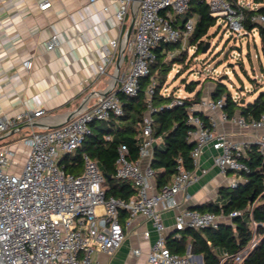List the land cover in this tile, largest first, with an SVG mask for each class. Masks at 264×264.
Here are the masks:
<instances>
[{"label": "built area", "instance_id": "1", "mask_svg": "<svg viewBox=\"0 0 264 264\" xmlns=\"http://www.w3.org/2000/svg\"><path fill=\"white\" fill-rule=\"evenodd\" d=\"M95 0H91L93 2ZM117 4L113 12L114 18L122 22L136 4L131 35L127 52L130 54L129 64L124 72H117L116 84L106 94L97 95L89 107H83L71 114L66 120L54 127L33 130L21 139L29 147L24 165L19 172L10 170L15 166L13 161L16 149L9 145H0V264H95L91 258L94 250L111 253L117 249L124 239L125 227L135 215H142L148 220L157 234L147 253V264H201L194 255L187 252L178 254L171 251L165 243L162 210L175 209L173 228L175 232L186 227H216L220 221L230 220L231 216L240 214L235 210L228 215L213 212H200L191 208L178 209L176 195L197 179L194 173L197 159L202 149L213 142L220 149L214 156V163L219 170H247L240 159L245 149L231 141L224 133L202 125L201 119L191 113L195 106L214 110L220 108L223 98L205 99L189 110L188 122L195 126L191 133L195 145L191 150L193 168L179 167L169 183L156 189L154 174L149 162L141 165L143 158L150 159L154 138L151 134L152 111L151 97L154 82L145 88L146 113L142 119V134L136 160L128 159V148L121 143L117 147L115 159V176L131 180L135 194L128 200L106 197L102 182L104 177L96 162L87 154H82L83 168L79 174L65 172L59 159L73 151L82 141L93 121L105 120L111 115L122 113L121 100L116 89L129 96H135L140 87V79L149 73V63L153 60L152 48L160 42H181L191 35L195 19L190 17L180 27L174 24L176 14H183L189 0H110ZM208 6L211 14L221 15L226 26L235 32L242 29L244 18L242 11L233 6L229 0H201ZM137 2V3H136ZM236 3L249 6V2L237 0ZM49 0H40L38 7H49ZM107 11L108 7L103 6ZM264 26V17H252ZM124 43V42H123ZM60 45L56 34L47 40V47L52 49ZM117 40L110 39L104 49L103 63L97 64V72L103 73L105 65L111 59L109 48L116 47ZM29 60L22 65L28 68ZM233 100L239 99L236 94ZM42 108H25L21 112L8 115L0 114V133H8L20 124H34L36 117L42 115ZM231 118L234 122L253 128L264 127V111L257 119L245 121L240 115ZM109 138V136H107ZM256 144L264 151V132L258 137ZM233 182L230 187H234ZM127 215L121 221L120 211ZM178 235V234H177ZM143 236L148 238L149 231ZM258 238L250 242L233 255V263L239 264L256 244ZM139 249L134 253L139 254ZM222 261L230 256L223 253Z\"/></svg>", "mask_w": 264, "mask_h": 264}, {"label": "crops", "instance_id": "2", "mask_svg": "<svg viewBox=\"0 0 264 264\" xmlns=\"http://www.w3.org/2000/svg\"><path fill=\"white\" fill-rule=\"evenodd\" d=\"M39 1L0 0V114L13 115L25 108L44 110L35 118L34 124L22 123L13 131L0 133V145L16 149L13 159L16 164L10 167L16 173L24 165L29 148L21 139L33 130L54 127L72 112L89 107L97 95L113 88L117 72H124L130 59V54L125 51L117 63L132 10L122 22H118L113 16L117 4L110 0H49L50 6L41 10ZM104 5L108 7L107 11L103 10ZM52 34L58 36L60 45L50 49L47 40ZM110 39L117 40L118 45L108 49L111 59L104 72L98 73L96 66L103 63L104 58L102 46ZM23 60L30 61L28 68L23 67ZM213 87V81L206 82L201 100L211 99ZM239 96L244 94L240 92ZM195 109L209 117L215 132L226 134L244 149L256 143L264 132V127L243 126L231 118H222L220 108L210 110L196 105ZM235 115L240 114L236 112ZM158 143L161 139L154 138L153 144ZM219 152L213 142L204 146L193 168L197 179L176 195L178 209L206 201L219 204V190L243 179L234 171L219 170L214 163V156ZM148 162V158L140 160L141 165ZM175 211H161L165 236L175 231ZM124 229V239L115 251L94 250L91 253L95 264H147L150 245L159 236L151 220L138 214ZM144 230L149 231L148 238L143 236ZM135 249L141 252L135 254ZM193 255L200 263L201 259Z\"/></svg>", "mask_w": 264, "mask_h": 264}, {"label": "trees", "instance_id": "3", "mask_svg": "<svg viewBox=\"0 0 264 264\" xmlns=\"http://www.w3.org/2000/svg\"><path fill=\"white\" fill-rule=\"evenodd\" d=\"M229 1L242 11V29L246 33L256 29L264 50V26L252 19L256 15L264 17V5L241 6L236 3L237 0ZM252 1L258 4L264 2ZM190 17L195 19V24L191 35L187 37V44L195 46V51L199 53L205 44L203 37L208 35L209 29L218 19L201 0H189L183 14L175 15L174 24L180 27L182 24L178 22ZM179 48V41L160 42L152 48L154 58L149 63L148 75L140 79L138 93L129 96L120 90L117 92L122 113L89 124V130L80 144L61 157L59 164L65 172L79 174L83 168L82 154L85 153L99 166L104 177L102 186L106 197L128 200L135 194L131 180L115 176V159L117 147L121 143L128 148V159L136 160L138 157L140 138L143 135L142 119L147 107L145 88L152 81L155 85L151 97V136L161 139V143L152 145L153 152L149 159L156 189L169 183L179 167L186 170L193 168L190 153L195 141L191 133L196 128L188 122V115L190 108L200 103L204 86H196L195 81L187 83L186 91L191 94L185 97H176L172 92L164 93L162 90L166 75L173 64L184 60L183 51L173 53ZM169 52H172L171 58L166 59ZM213 82L215 87L210 97L214 100L223 98L221 109L227 117L239 112L245 121H250L259 118L264 111V91H259L252 100L244 99V96L233 100L232 93L221 80L214 79ZM191 113L201 119L203 126H211L209 117L202 111L193 109ZM245 154L240 159L246 164L247 170L234 171L243 179L236 181L234 187L219 190L220 203L206 201L191 208L222 215H228L235 210L241 213L231 216L230 220L220 221L216 227H186L169 233L165 236V243L171 251L200 255L201 264H232L233 255L255 237L258 238L256 244L239 264H264V151L261 152L258 144L253 143L246 146ZM126 215L124 210L120 211L121 221ZM224 252L230 256L222 261Z\"/></svg>", "mask_w": 264, "mask_h": 264}, {"label": "rangeland", "instance_id": "4", "mask_svg": "<svg viewBox=\"0 0 264 264\" xmlns=\"http://www.w3.org/2000/svg\"><path fill=\"white\" fill-rule=\"evenodd\" d=\"M245 2L254 7L264 5V2L258 4L252 0ZM217 19L208 35L203 37L204 45H207L204 52H196L195 46L187 44V39L173 51H183L184 60L173 64L166 75L162 88L164 93L185 97L191 94L186 91L187 83L195 81L196 86L202 84L205 87L206 82L214 79L221 80L232 94L239 96L242 92L247 100L264 91V54L258 32L256 29L249 33L243 29L235 32L226 26L221 15ZM171 54L167 53L166 59H170Z\"/></svg>", "mask_w": 264, "mask_h": 264}, {"label": "water", "instance_id": "5", "mask_svg": "<svg viewBox=\"0 0 264 264\" xmlns=\"http://www.w3.org/2000/svg\"><path fill=\"white\" fill-rule=\"evenodd\" d=\"M139 1V0H137ZM137 3V2H136ZM135 11H136V4L134 6V8L132 9L131 11V20H130V24H129V27H128V30L126 32V35H125V38H124V43H123V46H122V50H121V54L117 60V63H119L121 60H122V57L125 53L126 48H127V45H128V40H129V37L131 35V30H132V26H133V21H134V15H135ZM206 46L207 45H204L203 48H202V52H204L206 50ZM118 65V64H117ZM116 92H118V89H116ZM107 92H104L103 95H105ZM242 101V100H241ZM73 113V112H72ZM71 113V114H72ZM195 113V112H194ZM71 114H69V116H71ZM69 116H66V118L64 120H66ZM61 159V158H60ZM59 159V161H60ZM58 161V162H59ZM190 208H193V207H190ZM199 259H201V256L200 255H196Z\"/></svg>", "mask_w": 264, "mask_h": 264}]
</instances>
